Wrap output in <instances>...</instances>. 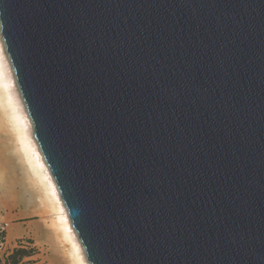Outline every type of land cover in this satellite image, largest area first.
Returning a JSON list of instances; mask_svg holds the SVG:
<instances>
[{
    "label": "water",
    "instance_id": "obj_1",
    "mask_svg": "<svg viewBox=\"0 0 264 264\" xmlns=\"http://www.w3.org/2000/svg\"><path fill=\"white\" fill-rule=\"evenodd\" d=\"M0 24L91 264H264V0H0Z\"/></svg>",
    "mask_w": 264,
    "mask_h": 264
},
{
    "label": "bare ground",
    "instance_id": "obj_2",
    "mask_svg": "<svg viewBox=\"0 0 264 264\" xmlns=\"http://www.w3.org/2000/svg\"><path fill=\"white\" fill-rule=\"evenodd\" d=\"M0 103V134H8L12 146L11 148L13 149L12 151L14 155L16 153L13 157L16 159V156H18L24 168V178L27 179L28 185L35 191L37 198L40 199V205H38L40 211L37 209V212L43 218V221H45V223H43L47 226V232H50L56 244L62 247L61 249H63L68 264H91L75 232L59 189L35 138L25 104L13 73L10 57L1 36V24ZM4 141L2 140V142ZM12 151L10 152L11 154ZM20 163L18 162V164ZM7 164H11L8 161V157L5 154H1L0 187L1 191L3 190L9 193L10 186L8 188L6 187ZM14 169H12V171ZM9 183L12 184V181ZM38 213L35 214L38 215Z\"/></svg>",
    "mask_w": 264,
    "mask_h": 264
},
{
    "label": "rangeland",
    "instance_id": "obj_3",
    "mask_svg": "<svg viewBox=\"0 0 264 264\" xmlns=\"http://www.w3.org/2000/svg\"><path fill=\"white\" fill-rule=\"evenodd\" d=\"M5 134H0V155L5 154L11 166L6 165L9 193L1 191L0 187V264H68L62 247L47 232L45 221L37 212L40 199L24 178V168L18 156L13 157L16 153L14 155L9 136Z\"/></svg>",
    "mask_w": 264,
    "mask_h": 264
}]
</instances>
